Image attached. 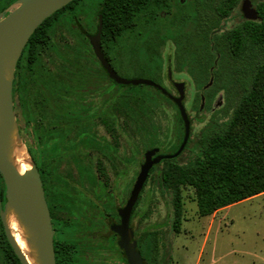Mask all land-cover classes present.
Listing matches in <instances>:
<instances>
[{
	"label": "rangeland",
	"instance_id": "1",
	"mask_svg": "<svg viewBox=\"0 0 264 264\" xmlns=\"http://www.w3.org/2000/svg\"><path fill=\"white\" fill-rule=\"evenodd\" d=\"M220 2L150 0L134 14L133 27L118 36L100 39L111 66L119 76L151 79L173 96H177V92L172 81L184 83L183 103L191 122L189 138L178 157L162 158L151 170L142 187L140 205L133 220L136 236H140L141 250L152 254L155 264H264V192L200 216L193 187L181 185V208L177 221L174 189L162 184L161 170L194 161L204 148L206 134L224 125L243 87L250 85L251 72L242 71L243 63L227 54L221 60L220 53L209 41L213 58L211 62L206 61V48L202 44L211 36L218 37V44L226 49L224 32L242 18L237 8L218 32H212L223 23L217 12ZM100 4L101 0H77L59 12L44 29L51 30L48 42L35 47L33 55L26 51L20 55L14 71L16 136L30 161L38 164L44 178L55 228L58 264L120 262L119 253L113 247L114 238L109 239L112 250H108L104 243L101 248L97 242L92 243L83 235L96 229L106 231L100 218L104 199L96 200L94 187L101 183L105 191L112 187L128 190L136 172L135 160L140 158L142 162L144 152L151 148H158L163 155L174 151L183 135L182 120L173 101L163 93L165 97L159 96L150 87L125 88L122 94L117 89L111 90L107 107L110 117L105 128L102 117L98 115L91 117L86 113L72 118V109L82 108V102L78 104L76 100L86 99L84 86L76 80L80 81L87 71L86 65L90 63L100 72L86 37V34L94 33ZM4 13L0 14L4 16ZM79 28L89 32H80ZM199 51L205 54L201 56ZM168 72L172 75L171 80L167 78ZM137 92H143L149 98L154 96L151 98L154 101H142ZM96 96L98 94L92 97ZM92 126L99 139L104 137L114 144L116 157H125L124 165L122 161H118L119 164L113 161L112 150L105 146L90 150L88 158H85L87 149L79 148L73 154L69 143L76 138L82 140L87 137L89 132L82 130ZM59 133L61 150L56 145ZM130 150L132 155L129 156ZM135 154L139 156L135 158ZM75 155L88 165L95 179L91 186L84 179L82 187L89 192L90 200L79 206L75 205L70 180L76 178ZM55 160L59 163L57 167ZM101 175L105 178L102 179ZM59 198L62 202L57 201ZM0 245L8 246L1 234ZM7 259L6 251L3 256L0 253V262ZM9 262L18 264L14 254Z\"/></svg>",
	"mask_w": 264,
	"mask_h": 264
},
{
	"label": "trees",
	"instance_id": "2",
	"mask_svg": "<svg viewBox=\"0 0 264 264\" xmlns=\"http://www.w3.org/2000/svg\"><path fill=\"white\" fill-rule=\"evenodd\" d=\"M76 1H71L47 17L32 33L21 55L25 51L28 55H33L32 51L35 47L48 42V32L43 31L50 20ZM149 1L101 0L99 11L102 15L101 39L106 40L109 37L118 36L124 30L133 27L134 14ZM239 1L221 0L217 12L223 23L238 8ZM256 8L258 10L257 20H247L242 17L238 24L224 32L223 41L227 51L222 44H218V37L211 36L204 43L201 42L206 48V61L211 62L209 43H212L214 49L220 53L221 60L227 54L232 59L242 62V71L251 72V81L249 86L243 87L230 118L221 128L211 130L206 134L204 148L197 154L194 161L188 165H170L161 170L162 184L174 189L173 199L177 221L181 208V185L193 187L197 213L200 216L264 192V0H258ZM223 23L220 28L212 32H218L224 25ZM199 52L201 56L205 54L203 51ZM219 71L220 69L218 73ZM125 86L130 89L150 87L159 96L165 97L162 92L152 86ZM137 94L146 103L154 101L151 99L154 96L149 98L143 92H137ZM143 105H141L142 110ZM177 148L167 154L171 156L165 158L178 157L181 152L172 156ZM14 256L20 264L15 254Z\"/></svg>",
	"mask_w": 264,
	"mask_h": 264
},
{
	"label": "water",
	"instance_id": "3",
	"mask_svg": "<svg viewBox=\"0 0 264 264\" xmlns=\"http://www.w3.org/2000/svg\"><path fill=\"white\" fill-rule=\"evenodd\" d=\"M71 1L73 0H16L10 5L6 15L2 16L0 14V175L5 184L6 196V201L0 209V218L8 243L20 264H29V262L6 224V214L10 210L15 212L21 224L29 233L30 242L36 249L39 264L56 263L51 218L39 171L35 163L31 161L30 168L23 173H19L9 160L11 138L16 133L12 100L14 71L23 48L35 29L47 17ZM240 11L243 18L247 20L258 19V10L251 0H241ZM101 26L102 19L100 15L97 32L88 35V38L95 55L107 70L110 78L121 85L152 86L176 105L183 123V137L178 149L172 156L178 155L185 147L191 131L190 118L183 103L185 97L184 83H173L177 90V96H173L164 87L151 79H126L119 76L102 52ZM168 75L170 76V72H168ZM157 152L158 148H151L144 152V159L131 194L125 206L119 210L121 223L111 225L113 231L119 235V246L127 256V264H144L140 253L135 249L132 242L133 233L128 226V220L134 201L146 181L149 170L158 164L162 158L171 156L167 154L155 156Z\"/></svg>",
	"mask_w": 264,
	"mask_h": 264
},
{
	"label": "flooded vegetation",
	"instance_id": "4",
	"mask_svg": "<svg viewBox=\"0 0 264 264\" xmlns=\"http://www.w3.org/2000/svg\"><path fill=\"white\" fill-rule=\"evenodd\" d=\"M14 1H16V0H0V13L5 11V13L3 15H6L7 14L6 9ZM251 1H252L253 5L256 7V3L258 1H256V0H251ZM240 2H241V0L239 1V7H238L239 10H240ZM100 9H101V7L99 6V8L97 10V13H96L97 25L95 27V30L92 31L94 33L97 32V27H98V24H99V16L101 15V13L99 12ZM232 13H233L232 14V17H233V15L235 13L234 12H232ZM240 14L242 16L241 11H240ZM229 18H231V16L227 17L225 20H227ZM101 19H102V15H101ZM79 30H80V32H89V31H87L85 29H80L79 28ZM43 32H51V30H46V31H43ZM101 32H102V26H101ZM88 35H91V34H89V33L86 34V37H87V39L89 41ZM100 39H101V36H100ZM89 43H90V41H89ZM92 49H93V46H92ZM101 49H102V52H103L105 58L110 63L109 57L105 53L102 43H101ZM93 51H94V49H93ZM94 54H95V52H94ZM96 58H97V56H96ZM97 64L99 65L100 72H98V70L96 68H94L92 66V64L90 63L89 65H86V66H88L86 68L87 71L84 74V76L82 78H80V81L76 80V82L81 83L82 86H84V93L85 94L83 96L86 97V99H83V100H86V101L81 100L83 97H81V99H77L76 102H78V104H79V102L80 103L82 102L81 103L82 108L80 107L77 110L76 109L75 110L72 109L71 115H72V118H78V115L83 116L86 113L87 114L89 113V115L91 117H93L95 115L101 116L102 117L101 119H102V122H103L102 126H103V128H105L108 125L109 117H110L109 108H107V107L109 106V103H110V99L109 98H110L111 90L113 91V90L117 89L116 91H118L120 94H122V93H124L126 86L118 84L113 79H111L109 74H108V72H107V70L103 67V65L101 64V62H100V60L98 58H97ZM89 68H90V70H89ZM69 78H71V77H69ZM167 78L169 80H171L172 79V75L169 76L168 73H167ZM103 80L107 81V83L105 84V82H103ZM14 82L15 81L13 79V87H12L13 110H14ZM100 82H102V84ZM173 83H174V81H172V85H173ZM112 86H113V89L111 88ZM100 88L102 89L101 93H98L99 92L98 90ZM175 90H176V88H175ZM176 92H177V90H176ZM94 94H98V96H96L95 98L92 97ZM85 105H87V107ZM72 121H73V123H75V121L73 119H72ZM78 121H79V119H78ZM82 131L89 132L87 134V137H83L82 140H78L76 138L75 141H72V142L69 141L70 142L69 145L71 146L70 149L73 152V154H74V152L76 153V150L79 149V148L87 149V151L85 152V155H86L85 158H88L90 150H98L102 146H105V148H107L109 150H112V153H113L112 156L115 157L112 160L113 161L116 160L117 164H119V162L122 161L121 163L124 165V163H125L124 161L126 160L125 157L123 156V157L119 158L118 155L116 157V152L113 151L114 148H115L114 144H110L108 141H106V139L104 137L99 139V137L96 135L98 132H95V129H94L93 126L85 128ZM182 137H183V135H182ZM60 139H61V133H59L58 142L56 144L57 148H59L61 150V147L59 145H61L62 142L60 141ZM64 143H66V145H67L66 141ZM120 143L121 142L118 141V144H120ZM118 148L120 149L121 147H118ZM129 153H130L129 156L132 155V150H130ZM157 154H162V153H161L160 150H158V152L155 154V156ZM135 155H134L135 158H137L139 156V154H135ZM77 156L78 155H75L74 158H73V162H74V166H75V170H76V178H74V179L70 178V180L72 182L71 185L74 188V190L72 192L74 193L73 195L75 197V199H74L75 205L79 206V205H81V204H83L85 202H88L87 199L90 200L89 192L82 187L84 179H85V181L88 182V184H90V186L94 185L95 179L93 178L92 172H90L88 165L87 164L86 165L83 164L82 163V159L80 160ZM55 161H56V167L59 166L58 160H55ZM142 162H141L140 158L139 159L137 158L135 160V162H134V170H136V172H135V175H134V178H133V182L130 185L131 187L128 190H125L123 188V190L120 191V190H116V189H114L112 187L111 189L105 191V189H103L104 185L99 183L98 187H94L95 190L93 191V195L95 196L96 200L97 199L100 200L101 198L104 199V200H102V204L104 205V209L101 212V217L100 218L103 221V224H104V226L106 228V231L102 232V231L96 229V230H92V231H86V232H84L83 235L89 237L92 240V243H93V241L97 242V244H99L100 246H102L103 243H104L105 247L102 246L101 248L104 247L105 249H108V250H112L111 246L108 244L109 239L114 238L115 241H114L113 247L115 249H117V252L119 253V257H120V259H119L120 262L118 264H127L128 261H127V256H126L124 250L119 246V242H118L119 241V235L115 231H113V229L111 228L112 227L111 225L112 224H120L121 223V216L119 214V210L122 207L125 206L128 198H129V196L131 194L132 187H133L134 182L136 180V177H137V175H138V173L140 171V167H141ZM35 165H36V167H37V169L39 171V174H40V178H41V181H42V184H43V189H44V195H45L46 203H47V206H48V209H49V214H50V218H51V225H52V231H53V247H54L55 263L58 264L57 249H56V242H55V228H54L53 219H52V216H51L50 206H49V203H48V200H47V194H46V187H45V183H44V178H43L41 169L38 166V164H35ZM152 168L149 170L147 178L150 176ZM132 170H133V168H132ZM101 171H102V169H101ZM0 177H1V180H0V209H1L3 207L5 201H6V196H5V184H4V181H3L1 175H0ZM100 177L102 179L105 178L103 175H101ZM62 178L64 179V178H69V177H62ZM147 178H146V180H147ZM141 190L139 191V193H138V195H137V197H136V199L134 201L133 207L131 209V212H130V215H129V220H128V226H129V228L131 229V231L133 233L132 242L134 243L135 249L140 253L144 264H155L154 260H153L154 257L152 256V254L148 255L147 252L141 250V247H140V236H136V230L134 229L135 227H133V220L135 219V217L137 215L136 214V210H137V207L140 205ZM59 197H60V195H59ZM57 201L58 202H62V200L60 198ZM91 202L94 203V201H92V200H91ZM109 205H110V207H109ZM111 209H112V212H110ZM85 223H87V221H85ZM0 234L3 237L4 241H6V243L8 245L6 248L4 246L0 245L1 256H3V253L6 251L7 252V257L10 259L11 255L14 254V252H13V249L9 245L8 240L6 238L1 218H0ZM69 247L70 246L68 245V248ZM150 256H152V257H150ZM147 257H150V259H148ZM9 259H7L6 262H0V264H11L9 262Z\"/></svg>",
	"mask_w": 264,
	"mask_h": 264
},
{
	"label": "bare ground",
	"instance_id": "5",
	"mask_svg": "<svg viewBox=\"0 0 264 264\" xmlns=\"http://www.w3.org/2000/svg\"><path fill=\"white\" fill-rule=\"evenodd\" d=\"M9 160L19 173H23L31 166L28 153L25 147H21L18 143L16 133L11 138ZM6 224L29 264H39L36 249L30 242V235L13 210L7 212Z\"/></svg>",
	"mask_w": 264,
	"mask_h": 264
}]
</instances>
